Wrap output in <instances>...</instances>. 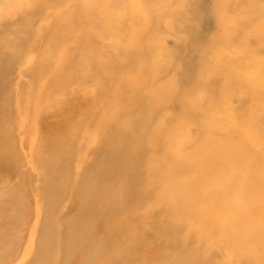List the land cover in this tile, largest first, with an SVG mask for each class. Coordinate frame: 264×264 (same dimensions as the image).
I'll list each match as a JSON object with an SVG mask.
<instances>
[{
  "label": "bare ground",
  "instance_id": "6f19581e",
  "mask_svg": "<svg viewBox=\"0 0 264 264\" xmlns=\"http://www.w3.org/2000/svg\"><path fill=\"white\" fill-rule=\"evenodd\" d=\"M13 1L0 0V5ZM37 1L33 9L16 8L15 13L29 21L26 25L10 21L8 14L0 15V68L38 78L48 75L51 87L37 84L40 96L67 90L69 81L94 86L78 92L91 98L82 113L81 126L86 130L66 141L52 137L47 142L59 157L47 156L46 162L52 163V172L80 178L76 188L83 189L80 196L95 205L92 213L102 221V232L91 241L89 226L69 217L66 229L60 224L53 228L61 234L58 244L53 243L56 247L40 250L30 264H57L56 260L72 264L75 251L80 253L74 264H126L121 260L124 252L109 251L116 241L128 238L134 239L131 244L140 243L130 264H229L230 255H237L244 264H264V183L245 167L262 164L263 158L254 156L248 134L238 138L235 130L200 127L190 133L177 129L211 111H231L234 99L220 94L229 89L234 98L233 83L247 90L242 99L245 111H256L254 102L264 100V85L247 81L249 74L264 76V66L257 59L259 54L264 59V9L259 6L263 0H205L203 4L201 0ZM244 7L251 8V13L242 14ZM97 13L104 17L96 19ZM106 14L120 20L106 19ZM40 27L56 35L40 39L36 33ZM161 35L165 37L154 39ZM66 41H80V47L65 45ZM91 44L93 50L86 53ZM238 45L245 52L237 51L236 57L228 59L224 48L235 50ZM216 46L220 47L213 49ZM41 49L49 57L41 59L43 65L34 64V54ZM169 53L175 55L174 62L157 64L156 59ZM35 59L40 57L35 55ZM230 62L248 72L231 77ZM75 64L81 66L78 72H66ZM120 78L134 81L120 88L112 86ZM0 87L3 92L5 87ZM203 89H208L209 98L197 101L195 94ZM112 101L114 105L109 106ZM97 106L99 112L94 111ZM169 109H179V113L167 114ZM257 123L264 126L263 120ZM2 146L0 165L5 168L10 157ZM66 158L68 162L62 163ZM229 176H234L232 182L225 181ZM58 187L46 181L51 210L58 204L53 195ZM117 187L132 192L131 206H124L121 196H106V189ZM260 194L263 198L255 201ZM48 221L46 230L50 231L53 217ZM133 221L142 224L141 229L151 221L157 229L138 235L141 231L131 227ZM108 224L113 232H106ZM177 226L187 230L181 239L179 232L161 235L164 228ZM159 239L166 241L167 248L155 244ZM209 252L213 254L207 256ZM8 255L6 264L13 257ZM214 255L222 261L216 262Z\"/></svg>",
  "mask_w": 264,
  "mask_h": 264
},
{
  "label": "rangeland",
  "instance_id": "374dc122",
  "mask_svg": "<svg viewBox=\"0 0 264 264\" xmlns=\"http://www.w3.org/2000/svg\"><path fill=\"white\" fill-rule=\"evenodd\" d=\"M79 1L82 4L89 2V0ZM201 2L203 4L205 3V0H201ZM210 2L212 5V1ZM231 3L233 2L231 1ZM261 3L262 4H259V6L264 9V0ZM37 4V0H14L13 3L9 5H0V15L3 13L8 14L10 15V21L17 23L21 22L22 24L26 25L29 23V21L24 19V16L16 14V8L21 6L23 9L30 10L33 9ZM137 5L140 6L142 3L137 2ZM155 7L159 8L160 6L156 4ZM248 10H251V8L244 7L240 11L242 14H246V12L247 14H250L252 10ZM98 14L99 13L95 14L96 19H101V16L102 18L104 17V15ZM116 17H118L119 21V16L106 14V19L117 21ZM36 33L37 35H40V39L51 38L56 35V31L45 32L41 27L36 31ZM159 37L163 38L165 36H155L154 39L157 40ZM64 44L68 46L75 45L78 48L80 47V41H66ZM92 47L93 46L91 44V46L87 48L85 52L89 53L92 51ZM219 47L216 46L213 49ZM230 47L231 46H226V48H224L228 59H233L236 57L237 51L240 52L238 54L245 52V48L242 46H236L235 50L233 47H231L232 49ZM165 50L169 51L170 48H166ZM35 53L36 54L33 53L34 58L32 59L34 64L39 62V65H43V61H41V59H46L49 57V53L46 49L36 50ZM59 53L61 55L63 54L62 57L66 55L63 51V47L59 49ZM35 55L36 57H40V59H37L38 61H36ZM161 57L162 58L156 59V61H158L157 64L172 63L176 59L175 55L170 53L169 55L165 54ZM260 57L262 56L259 54L257 57V59L259 58L258 63L264 66V59ZM99 63V60L94 62L96 67ZM133 63H135V66L139 65L136 60ZM80 67V65H72L66 69V72H78V70L81 69ZM106 72L109 73L108 68H106ZM228 72L231 77H238L248 71H246V69L238 65L236 62H230V65L228 66ZM0 75V86H2V88L5 87L3 92L0 91V144L3 145V148H6L7 155L10 157L9 160L6 161L5 168L0 165V264H6V262H8V260L6 261L5 259L7 258L6 255L9 256V253L11 255L13 254L12 260L9 264H30L36 258L40 250H53V247H56L54 245L61 238V234L54 231L53 228L56 226V224H60L58 225L59 227L62 226L63 229H66L68 224L66 221L69 217L79 218L81 219V222L86 223L89 226V228L92 230L91 241H95L96 238H99L102 232V221L96 217L94 213H92L95 210V205H93L88 200L85 201L86 198H82L80 196V194L83 192V189L76 188L80 178L68 173L63 175L59 172V174L52 172L50 171V165L52 163L50 164L49 162H46L47 156L59 157V152H57L58 150L52 149V147L48 144L49 140L53 139L52 137L57 138L58 140L66 141L75 136V132L79 133L80 135L82 134V131L86 130L81 126V121H83L82 113L86 112V108H88L87 105H90L91 103V98L81 95L78 92L81 90H90L94 86L92 84H73L74 82L69 81L66 82V84L69 85H67L69 87L67 90L61 89L54 93L40 96L37 93L38 85L44 83L43 85H45L46 88H49L50 78L48 75L38 78L36 76H32L31 74L21 75L20 71L5 72L1 68ZM207 77L208 74L205 75L204 78L207 79ZM247 79V81L251 84L261 83L264 85V76L257 77L249 74ZM133 81L134 80L125 78H120L118 80L115 79L112 83V86H115L116 84L118 88H120L121 86L124 87L128 85V83L131 84ZM116 82H118L119 85ZM117 86H115V88H117ZM230 87L234 88V98L232 97V92L229 89H226V91L223 93L221 92L220 95L222 97L225 96L226 98L228 97L229 99H234L231 103V106L233 107L231 111H226V109L223 112L211 111V115L209 114L202 116V118H200L198 121H195L194 118H191L184 125L178 126L177 129H186V131L190 133L199 130L200 127H210L214 131L227 129L228 132H232L235 130L239 133L238 138H240V136L244 137L245 134H248L249 146L255 150L254 156L263 158V161L262 164H247L245 167H247L246 169H249L252 172L254 171L256 174L255 178L258 182L264 183V154L262 152V147H264V126L260 128L257 123L258 121H264V100H257L254 102L255 105L258 106L256 111H245L243 109L242 103H244V101L242 99L247 96V90L238 89L237 83L231 84ZM208 98V89H203L202 91H199L195 94V99L197 101L201 100L202 102ZM108 105H114L113 101ZM99 108L100 107L98 106L95 107L94 111L99 112ZM178 111L179 109L175 111L169 109L166 111V113L173 114L174 112V114H178ZM240 116L246 119L241 121L239 118ZM12 151L13 154L11 153ZM68 160L69 159L66 158L61 162L65 163L68 162ZM56 162L59 161L57 160ZM16 165L18 168L15 167ZM233 178L234 176L226 177L225 181L232 182ZM211 179H214V177ZM46 181L53 183L56 182L59 184V187L53 192L54 197L57 196L58 199V204L54 210L50 209L49 203L46 199ZM117 189H106V196H121L125 200L123 203L124 206H131L133 202L131 200L132 192L129 193L127 191L119 190V187H117ZM89 192L90 190L86 191L87 194ZM243 195L240 196L243 197ZM261 198H263L262 194L256 196L254 199L255 201H259ZM161 206V209L164 211V203ZM240 209H242V207ZM242 210L244 213H247V209L244 206ZM50 216L53 217V221L50 222V227L52 230L50 229V231H47L46 224L49 223L48 218H50ZM218 216L221 218L225 216V214H219ZM153 223L154 222L148 221L146 222L145 226H142L141 229L139 227L142 224L139 225V223L137 224V221H133V225L131 224V227H138L140 229L141 232L138 235L148 234L149 232L157 229H154L155 224L153 225ZM158 224L159 222L157 225ZM105 228L106 232H113L111 225L108 224ZM174 232H179L177 237L181 239L185 236L187 230L182 229L181 226L169 228L168 230L164 228L161 232V235L172 236ZM252 232L257 233V230H253ZM131 241H134V239L128 238L125 239V241H116L115 244L110 246L111 250L109 249V252L112 250L124 252L121 260L126 262V264H130L131 257L137 254L136 252L138 251V249L135 248L140 245L139 242L131 244ZM216 241L217 240L212 239V242ZM165 243L166 241L164 239H159L155 242L156 245L167 248ZM78 253H80V251H75V254L72 257V259H74L72 264L75 263L76 260L74 257H77ZM210 254L211 252L206 255L209 256ZM98 259L99 258H97V260ZM227 260L229 264H244L243 260H241V258L237 255H230L227 257ZM215 261L220 262L222 259H220L218 256H215ZM61 262V260H56L55 263L61 264ZM204 264L209 263L204 262Z\"/></svg>",
  "mask_w": 264,
  "mask_h": 264
}]
</instances>
